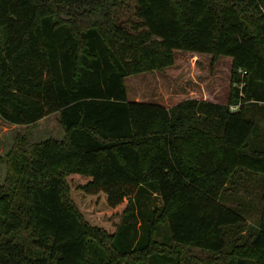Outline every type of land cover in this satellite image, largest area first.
I'll return each mask as SVG.
<instances>
[{
	"label": "trees",
	"instance_id": "1",
	"mask_svg": "<svg viewBox=\"0 0 264 264\" xmlns=\"http://www.w3.org/2000/svg\"><path fill=\"white\" fill-rule=\"evenodd\" d=\"M127 2L0 0V118L63 131L2 157L0 264H264V0H134L129 28ZM176 49L231 58L227 103L128 98ZM76 192L126 200L111 231Z\"/></svg>",
	"mask_w": 264,
	"mask_h": 264
},
{
	"label": "rangeland",
	"instance_id": "2",
	"mask_svg": "<svg viewBox=\"0 0 264 264\" xmlns=\"http://www.w3.org/2000/svg\"><path fill=\"white\" fill-rule=\"evenodd\" d=\"M135 2L128 0L115 11L116 20L129 28V22L135 21ZM174 64L162 71L143 72L129 75L125 78L127 96L130 100L147 101L172 106L176 102L188 98L191 94L202 96L211 87L215 88L216 100L227 103L230 78L231 58L222 56L217 60V69L211 65V55L203 53L197 55L191 51L174 50ZM215 71L216 79L212 78ZM214 75V74H213ZM63 135L58 122V113L53 112L31 125L11 124L0 118V184L5 176V163L2 157L10 149L16 138L25 136L26 144L38 141L49 136L60 138ZM82 211L91 221L100 220L98 223L112 230L117 223L119 211L125 207L126 200L115 209H109L104 202L103 194L94 196L76 192L74 196ZM161 205L160 197L151 193L141 197L140 203L136 202V219L134 221L138 235L143 231L144 221L151 212ZM162 228L168 230L167 222H162ZM165 229H159L157 238L165 235ZM198 252V251H196ZM200 253V252H199Z\"/></svg>",
	"mask_w": 264,
	"mask_h": 264
},
{
	"label": "crops",
	"instance_id": "3",
	"mask_svg": "<svg viewBox=\"0 0 264 264\" xmlns=\"http://www.w3.org/2000/svg\"><path fill=\"white\" fill-rule=\"evenodd\" d=\"M193 53H195V54H197V55H200L201 56V54H203V53H197V52H193ZM217 69V63H216V65H215V70ZM217 73L218 72H216V74H215V71L213 72V74H212V78H215L216 79V75H217ZM215 88L214 87H211V90H207V92L206 93H204V95H202V96H200V95H198V93L196 94V95H194V94H191L188 98H198V99H207V100H211V101H216V102H218L217 100H216V95H215ZM260 140H262L263 141V143H264V125H263V129H262V134H261V136H259L258 137Z\"/></svg>",
	"mask_w": 264,
	"mask_h": 264
},
{
	"label": "built area",
	"instance_id": "4",
	"mask_svg": "<svg viewBox=\"0 0 264 264\" xmlns=\"http://www.w3.org/2000/svg\"><path fill=\"white\" fill-rule=\"evenodd\" d=\"M232 109H235V107H234V106H232Z\"/></svg>",
	"mask_w": 264,
	"mask_h": 264
}]
</instances>
